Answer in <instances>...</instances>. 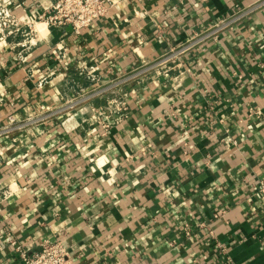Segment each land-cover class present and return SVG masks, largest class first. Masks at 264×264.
Masks as SVG:
<instances>
[{
  "label": "crops",
  "instance_id": "crops-1",
  "mask_svg": "<svg viewBox=\"0 0 264 264\" xmlns=\"http://www.w3.org/2000/svg\"><path fill=\"white\" fill-rule=\"evenodd\" d=\"M0 1L26 24L55 0ZM33 31L0 38V264L45 240L73 264H264V0H114L79 36Z\"/></svg>",
  "mask_w": 264,
  "mask_h": 264
},
{
  "label": "built area",
  "instance_id": "built-area-1",
  "mask_svg": "<svg viewBox=\"0 0 264 264\" xmlns=\"http://www.w3.org/2000/svg\"><path fill=\"white\" fill-rule=\"evenodd\" d=\"M113 5L114 0H55L47 14L38 16L35 21L22 24L19 19L12 15L7 6L0 1V38L5 40L20 36L23 39L22 48H29L35 39L33 25L36 22H43L50 29L70 26L72 34L79 36L82 30L89 28L94 22L102 20ZM234 17V20H237L238 14ZM231 21L233 20L221 21L215 27L214 32L225 28ZM210 35L207 34V37ZM194 44L192 42L191 45H187L184 49H189ZM89 76L90 80L96 83L97 78L92 74ZM44 83H46V79H42L38 83V87H41ZM126 115L127 108L122 103L111 101L95 112L93 120L98 123L104 122L102 123V129L107 131L111 127L112 122L120 121L126 118ZM257 192L264 198V180L258 182ZM185 235L189 236L188 229L185 230ZM9 244L13 247L15 256L21 264H73L68 259L65 249L58 242L53 243L45 240L40 245L39 251L34 253L18 245L15 241H11Z\"/></svg>",
  "mask_w": 264,
  "mask_h": 264
}]
</instances>
